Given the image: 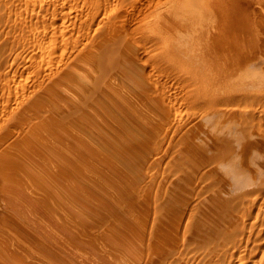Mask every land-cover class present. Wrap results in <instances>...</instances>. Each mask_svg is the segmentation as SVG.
Masks as SVG:
<instances>
[{
    "label": "bare ground",
    "instance_id": "1",
    "mask_svg": "<svg viewBox=\"0 0 264 264\" xmlns=\"http://www.w3.org/2000/svg\"><path fill=\"white\" fill-rule=\"evenodd\" d=\"M64 6L61 24L22 27L21 72L0 92V264H156L198 227L177 207L195 159L226 142L213 164L234 184L264 170V130L235 116L264 91V0ZM198 223L192 237L210 236Z\"/></svg>",
    "mask_w": 264,
    "mask_h": 264
},
{
    "label": "rangeland",
    "instance_id": "2",
    "mask_svg": "<svg viewBox=\"0 0 264 264\" xmlns=\"http://www.w3.org/2000/svg\"><path fill=\"white\" fill-rule=\"evenodd\" d=\"M76 1L78 2V0H0V82H1L0 83V92L3 89L2 88L3 84L6 81L11 80L15 74H16L15 77L18 76L21 72V66L22 65L20 64V66H19L18 63L21 61L22 58L25 57L26 49L28 47V44L26 41L27 38L24 36V34H26V32L24 31L25 33L22 34V27H24L23 29H25V26L27 24H28L27 26H30L32 24L33 27H35V25L38 26V24H41V26H43L44 24H46V25L48 24L47 26L46 25L44 26V28H47L49 26L54 27L55 25H58L59 23H57V22H60V24H61V22L64 21L63 20L64 17L60 15V12L63 10L62 8L65 7L64 5L69 6V5L75 4V3H77ZM58 3H59V5H58ZM62 4L64 7L60 6ZM54 14H57V16L55 15L57 18L54 16ZM52 17L55 18L56 20L54 19L55 20L54 21L53 19H51ZM24 18L26 20L28 19L27 22L25 21ZM66 20L67 19H65V21ZM21 21H22V23H21ZM23 21H25L24 24H23ZM51 21H53V22H51ZM84 26H82V27L79 26L77 29H75L77 31L74 30L75 31L74 33H72L73 31H71L70 32L71 34L70 33H69V35L67 34V36H69L68 38H70V37L74 38L76 36V34L79 32L78 29L81 28V30H84V28H85ZM44 28L41 27L40 29H44ZM22 35H23V37H22ZM73 35H75V36H73ZM22 62H23V60H22ZM22 62H20V63H22ZM17 64H18V66H17ZM16 66L19 69H17ZM6 77H8V78H6ZM260 92H261V94H259ZM259 93L258 92H257V94L253 93V95L251 94L250 96L246 95L245 96L246 98H242V96H241V100H240L241 102L239 103V105L237 107L235 116L238 114L236 116V121L241 120V121H243V123H242V125H240L241 121H240V123H238L239 122L238 121L237 123L239 125L237 126V128H239L241 130H246V128H248L249 125H251V124H254L255 126L260 124V128H262L264 130V94H263L264 91L263 92L259 91ZM247 97H248V100H247ZM244 99H246V101ZM242 100L246 102L245 105H243L244 102ZM239 112L243 113V114H240ZM241 115H243V117ZM238 117H240L241 119ZM246 123L248 125H246ZM227 143H229V142H227ZM224 144L225 145H223V143H220V144L218 143L217 144V146L219 145L218 147L215 145L217 148L215 146H213L214 148L207 151V153L203 155L205 158L200 156L199 159L201 160V162L199 159H195V162L192 163L193 166L195 165L198 167L197 164H199V166L201 167V165H203L204 163L201 165H200V163L205 161L202 159H206V161H205L206 164H204L203 165L204 167H202L201 169L199 167L198 168L199 170L195 169L196 167L195 168L191 167L194 170H196L197 172L192 169L194 171L193 173H195V175L194 174L192 175V173H188V175L190 177L189 176L187 177L188 178L187 182H189V180L191 182L194 180L193 182L196 184V186L194 185L193 182H192L193 185H190L192 183L189 182V184L187 186L189 189L187 188L185 190H182V193H181L182 202L184 204H186V205H184L185 207L182 205L183 203H180L179 201H178L179 204L177 205V207L178 206L180 207V208L178 207L179 210L184 209L186 216L188 215L187 218H191L188 222H191V220L195 217L196 219L194 218V225L196 223V224H198V227H200V224L198 222H203V221H205V224L207 223L206 225H208V226L210 225V227L212 228V229L210 228V233H209L210 236H207L208 234H206V235L204 234V236L202 238L201 237L197 238V236H196L194 239L192 236H195V234L192 233L193 231H191V232H189V231L191 229L193 230L195 228L192 227L193 223L192 224L190 223L192 226L190 225V227H188L189 229L191 228L190 230L188 229L189 230L188 233H190L189 236H191V238L193 240H191L190 237L188 238L189 240L186 239L187 242H186V240H183L182 242L186 243V244L184 243L185 244L184 246L182 245L181 242H179L178 246L176 247L177 251H176V249H172L175 251V254L171 251V248L168 249L170 251V252L169 251L168 252L171 255L174 254L175 256L174 255L170 256V255H168L169 253L167 252L168 253L166 256L167 258L164 256V258H166L165 259L166 262H165L164 258H162L164 261L161 260V258H160V260L158 262L163 261L165 264H169V263L172 264L173 262H174L173 264H181V263L182 264H218V262H219V264H264V190H263L264 189V170H263V172H261L258 175L259 177H256L257 176L256 175V176H254L255 178L250 179V181L248 180L249 183H248V181L242 182V180H241L242 178L239 177V178H237V184H234V183H236V181L231 179L232 178L231 174L229 176H226L227 173L225 171H223V169L221 167H218V168L216 167L221 161L222 162L220 165H223L225 163V162L223 163V161H225L226 159L228 160V158L231 157V155H229V154H233L235 152V150H234V152L232 151L233 147H232L231 143H229V146L232 148H229V150L227 149L228 151H226V148H225V146H227L226 142H224ZM221 145H223L222 146V148L224 147L223 149L221 148ZM224 149H225V151H224L225 154H226V152H228L229 153L228 155L224 154V156H223V153H224L223 150ZM219 150H220V152H218ZM221 151L223 153H221ZM213 154H215L217 157H218V155L221 154V156L225 160L222 159V157H221V159H220L221 161L219 160V158H218L219 161L215 158L217 160L216 161L215 159H213V157H215V155H213ZM209 156L210 157L213 156V157L210 158ZM209 159H211V160L209 161ZM227 160H226V162H227ZM207 161H208V163H207ZM215 161H216V163L219 162L217 164L215 163L216 166L213 164ZM196 162H200V163H196ZM211 164H212V167H211ZM207 165L208 166L210 165L211 168H213L215 166V168H217V169L220 168L221 170L219 169V173L216 172V173H218V175L217 174L211 175L210 173H213V172L215 173V171H218V170L215 169V171L212 172V171H210L212 169L210 167H208ZM174 168H176V166H174ZM202 171H203V173H202ZM208 171H210V172H208ZM222 171L224 172L223 175L226 176L224 178L225 180L222 177V173H223ZM175 172L177 174V168L175 169ZM180 172H181V170H180ZM180 172L178 171L179 175H180ZM219 175H220V178H219ZM227 177L230 178V180H227L228 179ZM206 178H207V180H206ZM205 180L208 182H206ZM210 180H212V181H210ZM219 180H220V182H219ZM226 180L229 181V183ZM202 181H203V183H202ZM230 181H232V183H230ZM213 185L215 187H213ZM192 187H194V188H192ZM154 188H155V190H153V193H154V191H156L155 186H154ZM217 188H218L219 192H217ZM208 189H210V192L208 191ZM219 189L222 190V193ZM204 191L207 193H205ZM201 194H202V196H201ZM211 194L214 197L221 195V197L219 196L218 200L219 201L221 200L222 202L220 201L219 202L220 204H218V205L216 204L217 206L215 205L214 209L210 208V206H208L209 208H207L208 210L206 211L207 206L203 205V203L199 202V201L202 199L204 200V198L206 199V197L209 199L208 196H210ZM153 195H155V194H153ZM212 195L210 197H212ZM203 196H204V198H202ZM252 198H254V199L252 200ZM181 199H179V200H181ZM242 201H244V202H242ZM200 203H202V205L204 207L201 206ZM177 207L175 208L176 210L178 209ZM218 208H219L220 212L218 211ZM179 210H177V211H179ZM181 211H179V212H181ZM190 213H191V215H190ZM186 216H185V218H186ZM198 219H201L202 221L201 220L199 221ZM229 219H230L231 223H230ZM188 222H187V226H189ZM224 224L226 225V227H223ZM219 225H221L222 227ZM198 227H196L195 230H197ZM222 228H225V230L227 232L225 230H223ZM222 230L224 231L223 233H222ZM241 230H243V231H241ZM238 231H240V232H238ZM194 232H196V231H194ZM230 233H231V235H229ZM240 233H241V235H240ZM220 234L223 236H220ZM237 235H239V236L237 237ZM234 236H235V239H234ZM210 237H211V239H210ZM221 237H223V238H221ZM213 238L215 239V242H214ZM226 238H228L229 240ZM204 239H205V241H204ZM197 241H198V243H197ZM193 242H194V244H193ZM232 243H234V244H232ZM223 244H225V245H223ZM226 244H227V246H226ZM180 249H182V250H180ZM255 249H256V251H255ZM179 250H180V253L178 252ZM179 254H181V255H179ZM252 257H254V260ZM189 258H191V259H189ZM175 259H177L176 262H175ZM180 260H182V261H180ZM158 262L156 264H159ZM164 263H162V264H164Z\"/></svg>",
    "mask_w": 264,
    "mask_h": 264
}]
</instances>
